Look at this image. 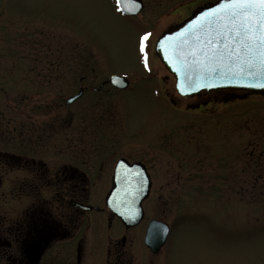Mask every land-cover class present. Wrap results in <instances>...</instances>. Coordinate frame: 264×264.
Wrapping results in <instances>:
<instances>
[{
	"label": "rangeland",
	"instance_id": "rangeland-1",
	"mask_svg": "<svg viewBox=\"0 0 264 264\" xmlns=\"http://www.w3.org/2000/svg\"><path fill=\"white\" fill-rule=\"evenodd\" d=\"M141 1L140 15L129 18L114 0H0V152L16 155L21 117L40 128L47 124L41 115L53 96L57 124L53 141L44 140L36 151L40 159L78 158L60 151L67 142L101 149L100 155L88 151V159L103 158L111 148L144 160L154 180L141 225L125 230L120 221L86 215L100 244L125 236L130 264H264V97L203 102L199 109V100L177 98L153 44L215 0ZM37 63L57 67L60 82L26 81L31 68L40 69ZM110 76L138 86L59 107L76 94L82 77L98 84ZM66 114V124H58ZM47 143L55 144L52 153L43 149ZM14 179V171L3 178V192ZM108 184L96 185L102 194L92 195L91 204H102ZM13 196L4 197L0 212L14 218ZM151 220L170 226L155 256L143 242ZM104 254H97L99 264H105Z\"/></svg>",
	"mask_w": 264,
	"mask_h": 264
},
{
	"label": "flooded vegetation",
	"instance_id": "flooded-vegetation-1",
	"mask_svg": "<svg viewBox=\"0 0 264 264\" xmlns=\"http://www.w3.org/2000/svg\"><path fill=\"white\" fill-rule=\"evenodd\" d=\"M36 65L40 66L38 67L40 69L31 68L28 71L31 78H26V81H37L45 86H51V83L54 84L58 81L55 77L60 76L61 73L53 64L37 63ZM22 70L23 68L20 71ZM79 82L78 91L75 95L66 98L62 105H59V107L63 106L61 109L75 105L87 96L101 101L105 92H110L109 96L112 94L119 96L120 93L132 91L134 87L138 86L134 84L131 88L132 83L129 82L127 87L120 90L112 86L109 79L97 84L95 80H84L83 77ZM227 96V92L217 91L200 93L188 98L177 95V98L183 100L195 98L199 100V109L205 103L220 100L224 102ZM72 98H75L74 101L69 102ZM52 99L53 96L48 97L47 101L50 104L47 111L44 112L45 114L41 115L49 119L47 124L40 128L33 124L34 120L32 123H25L21 117V121L17 125L19 141L15 144L16 155L0 152V204L8 195H14L16 204L14 218L0 212V262L5 264H99L97 260L99 255L97 254L101 252L105 253V264H130L125 248V236H122L118 241L113 240L115 237H109L105 240V245L100 244V237L97 238L100 236L99 231L95 229L96 225L88 221L86 215L96 212L104 216L105 220L108 219L110 224L116 220L119 222L106 207L105 198L113 187L115 167L120 160L124 159L129 164L140 163L145 168L150 182L147 199L150 198L153 189L152 174L146 162L139 158L131 159L118 155L115 150L107 148L103 153L105 155L103 158L88 159L91 155L88 151H95L96 155H100L101 149L85 148L83 144H79L83 145L79 147V145L70 142L61 144L59 149L60 151H74L73 155L78 158H64L59 161L40 159L39 153L36 151L41 144L45 145L44 140L49 143L53 141L51 134L54 133L57 124L54 104L58 102H54ZM47 101L44 99L43 102ZM59 101H63V99L60 97ZM172 104L174 105L173 101ZM187 111L190 113V110ZM67 116L66 114L61 116L63 118L58 117V124L60 122L66 124L67 118H69ZM35 120L38 119L35 118ZM26 134H28L27 137ZM49 143H47L48 147L44 146L43 149L52 153L56 147H54L55 144ZM160 146H164V144ZM128 150L130 152L132 149L125 151L128 152ZM161 151H165V149L162 147ZM13 171L16 179L10 184L9 190L3 192V178ZM103 183L110 184L104 192L102 204H91L90 197L92 195L102 194V191L95 190L96 185ZM27 201L29 203L25 206ZM84 207H90V209ZM135 227L125 228L123 226L125 230ZM89 232L90 240H88L87 234ZM38 247L41 248V254L35 259Z\"/></svg>",
	"mask_w": 264,
	"mask_h": 264
},
{
	"label": "water",
	"instance_id": "water-1",
	"mask_svg": "<svg viewBox=\"0 0 264 264\" xmlns=\"http://www.w3.org/2000/svg\"><path fill=\"white\" fill-rule=\"evenodd\" d=\"M117 4L128 16L143 9L141 0H117ZM154 52L174 77L180 96L219 90L233 92L231 100L264 96V0H217L199 7L164 32ZM110 83L119 89L128 85L125 78L116 76ZM149 190L145 168L122 159L115 167L106 207L126 228L137 226L143 220L142 203ZM168 232L164 223L151 221L144 238L146 247L157 254ZM40 254L38 247L35 259Z\"/></svg>",
	"mask_w": 264,
	"mask_h": 264
}]
</instances>
